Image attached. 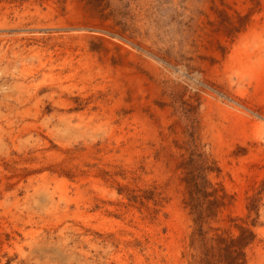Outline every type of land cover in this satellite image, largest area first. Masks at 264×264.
Segmentation results:
<instances>
[{
    "label": "rangeland",
    "instance_id": "rangeland-1",
    "mask_svg": "<svg viewBox=\"0 0 264 264\" xmlns=\"http://www.w3.org/2000/svg\"><path fill=\"white\" fill-rule=\"evenodd\" d=\"M0 264H264V0H0Z\"/></svg>",
    "mask_w": 264,
    "mask_h": 264
},
{
    "label": "bare ground",
    "instance_id": "bare-ground-1",
    "mask_svg": "<svg viewBox=\"0 0 264 264\" xmlns=\"http://www.w3.org/2000/svg\"><path fill=\"white\" fill-rule=\"evenodd\" d=\"M77 27V26H76ZM9 28V27H8ZM6 32V31H5Z\"/></svg>",
    "mask_w": 264,
    "mask_h": 264
}]
</instances>
